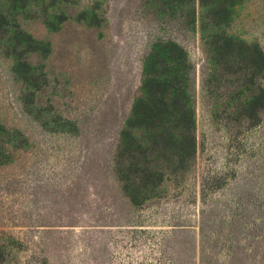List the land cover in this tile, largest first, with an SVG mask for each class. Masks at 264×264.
Listing matches in <instances>:
<instances>
[{
    "label": "rangeland",
    "instance_id": "1",
    "mask_svg": "<svg viewBox=\"0 0 264 264\" xmlns=\"http://www.w3.org/2000/svg\"><path fill=\"white\" fill-rule=\"evenodd\" d=\"M186 12L160 0H39L18 18L49 48L32 71L0 42L4 264H264V114L246 126L224 112L229 79L206 84ZM230 31L264 51V0L243 5ZM158 39L193 66L197 147L187 172L133 206L115 171L119 134Z\"/></svg>",
    "mask_w": 264,
    "mask_h": 264
},
{
    "label": "trees",
    "instance_id": "2",
    "mask_svg": "<svg viewBox=\"0 0 264 264\" xmlns=\"http://www.w3.org/2000/svg\"><path fill=\"white\" fill-rule=\"evenodd\" d=\"M249 1L197 0V9L196 0H160L166 11L185 9L191 26L198 22L211 72L206 84L229 79L231 91L221 99L226 98L224 112L246 126L260 124L264 114V51L230 29L239 9ZM36 2L0 0V42L7 53L18 56V66L29 71L31 56L49 52L48 45L39 44L18 21ZM48 7L42 2L44 22L49 18ZM192 75L193 66L182 46L163 39L151 44L143 59L141 95L120 131L116 155V176L133 206L155 198L170 176L192 166L197 147ZM3 136L10 134L0 127V166L11 158ZM11 246L0 240V264L6 262Z\"/></svg>",
    "mask_w": 264,
    "mask_h": 264
}]
</instances>
